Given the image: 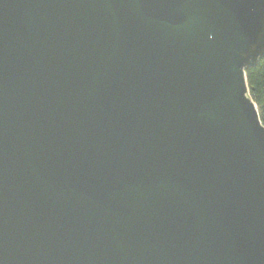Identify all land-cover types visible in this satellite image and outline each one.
Returning <instances> with one entry per match:
<instances>
[{"label":"water","instance_id":"95a60500","mask_svg":"<svg viewBox=\"0 0 264 264\" xmlns=\"http://www.w3.org/2000/svg\"><path fill=\"white\" fill-rule=\"evenodd\" d=\"M264 0H0V264H264Z\"/></svg>","mask_w":264,"mask_h":264},{"label":"trees","instance_id":"16d2710c","mask_svg":"<svg viewBox=\"0 0 264 264\" xmlns=\"http://www.w3.org/2000/svg\"><path fill=\"white\" fill-rule=\"evenodd\" d=\"M247 78L252 98L258 105L264 123V56L257 64L247 68Z\"/></svg>","mask_w":264,"mask_h":264}]
</instances>
